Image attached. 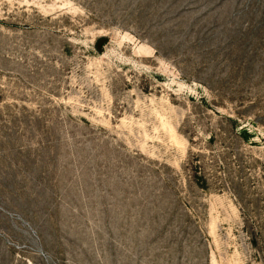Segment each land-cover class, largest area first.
Listing matches in <instances>:
<instances>
[{
	"label": "rangeland",
	"instance_id": "374dc122",
	"mask_svg": "<svg viewBox=\"0 0 264 264\" xmlns=\"http://www.w3.org/2000/svg\"><path fill=\"white\" fill-rule=\"evenodd\" d=\"M0 264H264V0H0Z\"/></svg>",
	"mask_w": 264,
	"mask_h": 264
},
{
	"label": "water",
	"instance_id": "95a60500",
	"mask_svg": "<svg viewBox=\"0 0 264 264\" xmlns=\"http://www.w3.org/2000/svg\"><path fill=\"white\" fill-rule=\"evenodd\" d=\"M104 41V39H100L99 41H98V43H97V47H100V44H101V42H103Z\"/></svg>",
	"mask_w": 264,
	"mask_h": 264
},
{
	"label": "trees",
	"instance_id": "16d2710c",
	"mask_svg": "<svg viewBox=\"0 0 264 264\" xmlns=\"http://www.w3.org/2000/svg\"><path fill=\"white\" fill-rule=\"evenodd\" d=\"M194 160H195V156L192 155V156H191V162L194 161ZM253 242H254V241H253Z\"/></svg>",
	"mask_w": 264,
	"mask_h": 264
}]
</instances>
